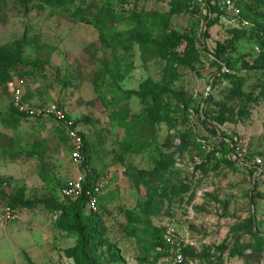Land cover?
Returning a JSON list of instances; mask_svg holds the SVG:
<instances>
[{"label":"rangeland","instance_id":"1","mask_svg":"<svg viewBox=\"0 0 264 264\" xmlns=\"http://www.w3.org/2000/svg\"><path fill=\"white\" fill-rule=\"evenodd\" d=\"M241 1L242 16L208 26L189 0H0V178L20 215L0 227V264L73 256L77 238L46 202L78 170L102 189L98 264H264V0ZM172 31L188 37L177 57L164 52ZM21 79L25 104L74 118L86 167L59 123L14 106ZM168 225L182 262L153 236Z\"/></svg>","mask_w":264,"mask_h":264},{"label":"built area","instance_id":"2","mask_svg":"<svg viewBox=\"0 0 264 264\" xmlns=\"http://www.w3.org/2000/svg\"><path fill=\"white\" fill-rule=\"evenodd\" d=\"M203 4H207L206 0H197ZM241 0H212V4L217 5L224 13L232 16H239L241 9L239 2ZM23 85L24 81L21 79L19 85L14 89V106L27 117L30 118H44L51 117L57 121L62 128H64L67 136L72 142L71 161L74 165L80 166L84 162L83 153V137L80 134V130L72 116L66 112L56 102L47 103L39 106H29L23 101ZM86 175L84 171H78L74 178L68 180L61 188V196L63 199H77L81 196H87L86 211H97L99 206V197L102 193L99 182L94 183L90 187H85ZM4 184L0 178V225H8L16 222L19 219L18 210L10 205L3 196ZM165 243L170 247V252L175 256L176 261L182 262L183 256V242L184 240L178 236L176 226L168 225L165 228L163 235ZM54 264H75L71 259Z\"/></svg>","mask_w":264,"mask_h":264},{"label":"trees","instance_id":"3","mask_svg":"<svg viewBox=\"0 0 264 264\" xmlns=\"http://www.w3.org/2000/svg\"><path fill=\"white\" fill-rule=\"evenodd\" d=\"M37 1L50 7L61 8L67 3H69L71 0H37ZM189 1L191 3L198 4V6H200L201 4L202 7L206 10L207 13L205 18L207 20L208 26L214 25L219 20L220 16L225 14L217 5L212 4V0H206L207 2L206 5L197 0H189ZM238 5L241 9V14L239 16H242L245 13L244 11L245 5L243 4V1H240ZM89 7L91 9H98V6H96L95 4H90ZM102 13L103 10L99 12V16H102L103 15ZM187 40L188 37H186V35L178 31H172L171 34L168 35L165 39L164 52L166 56L177 57L178 50L182 46L183 42ZM141 87L143 90L137 93V95L141 98H144L146 96L145 93L146 84L143 83ZM160 93L161 92L159 88H156L155 95H159ZM80 134L83 137V153L85 156V161L83 165L84 167H86L88 164V158H87L88 146L85 141L84 135L81 132ZM230 139L232 143H234L233 142L234 140L232 138ZM231 151H232V145L229 142L224 141L223 142L224 155L228 156L231 153ZM85 171H84L86 175L85 187H90L94 183H97V179L94 177V175L89 173L87 170ZM87 201H88L87 196L83 195L77 199H63V201L59 203L46 202L55 209L61 211L62 222L64 224V229L67 232L68 236L77 238V246L74 250L73 256L71 257L73 258L75 264H98L89 255L88 246H89V242L91 241L90 236L101 234V232H100V228L97 226V219L95 216L96 211H91V212L86 211ZM7 202L16 208V206L14 205V203H12V201L9 200ZM160 204L161 202H158L156 199H153V205L155 208H157ZM164 232L165 229H157L154 232L153 236L156 240H158V246L160 247V249L169 253L170 247L165 243L163 239Z\"/></svg>","mask_w":264,"mask_h":264},{"label":"crops","instance_id":"4","mask_svg":"<svg viewBox=\"0 0 264 264\" xmlns=\"http://www.w3.org/2000/svg\"><path fill=\"white\" fill-rule=\"evenodd\" d=\"M79 171V170H78ZM97 179V178H96ZM102 193H101V195H100V197H99V204H100V202H101V199H102ZM3 196H4V199L6 200V198H5V194L3 193ZM7 201V200H6ZM17 209V208H16ZM18 210V209H17ZM20 216V215H19ZM19 221V219L16 221V222H18ZM16 222H14V223H11V224H8V225H0V227H9V226H11V225H13V224H15ZM34 237V236H33ZM36 237V236H35ZM2 256V255H1ZM71 259H73V258H68V257H66L63 253L61 254V256H60V258H58L56 261H54L53 263H58V262H63V261H67V260H71ZM74 261V260H73Z\"/></svg>","mask_w":264,"mask_h":264}]
</instances>
